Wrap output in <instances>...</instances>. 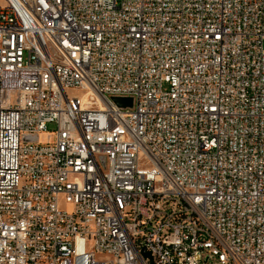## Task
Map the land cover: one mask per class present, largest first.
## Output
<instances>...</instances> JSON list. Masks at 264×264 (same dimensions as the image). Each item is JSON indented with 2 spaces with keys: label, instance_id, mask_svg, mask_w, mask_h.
<instances>
[{
  "label": "built area",
  "instance_id": "obj_1",
  "mask_svg": "<svg viewBox=\"0 0 264 264\" xmlns=\"http://www.w3.org/2000/svg\"><path fill=\"white\" fill-rule=\"evenodd\" d=\"M0 264H264V0H0Z\"/></svg>",
  "mask_w": 264,
  "mask_h": 264
},
{
  "label": "rangeland",
  "instance_id": "obj_2",
  "mask_svg": "<svg viewBox=\"0 0 264 264\" xmlns=\"http://www.w3.org/2000/svg\"><path fill=\"white\" fill-rule=\"evenodd\" d=\"M163 89L165 91L169 90V85L165 83L163 85ZM69 93L70 94H74V95H79L80 94V92H76V91H70ZM48 129H49L48 133H43V134L40 135V141L42 143L46 142V140H47L49 135H53L54 134L55 126L54 125H50Z\"/></svg>",
  "mask_w": 264,
  "mask_h": 264
},
{
  "label": "water",
  "instance_id": "obj_3",
  "mask_svg": "<svg viewBox=\"0 0 264 264\" xmlns=\"http://www.w3.org/2000/svg\"><path fill=\"white\" fill-rule=\"evenodd\" d=\"M114 103L122 108H131L133 102L131 99L113 98Z\"/></svg>",
  "mask_w": 264,
  "mask_h": 264
}]
</instances>
